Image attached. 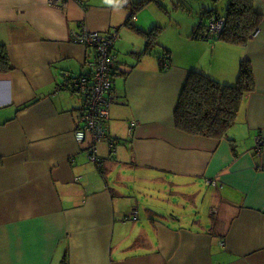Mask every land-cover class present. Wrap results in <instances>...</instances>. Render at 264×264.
<instances>
[{
    "label": "crops",
    "instance_id": "crops-1",
    "mask_svg": "<svg viewBox=\"0 0 264 264\" xmlns=\"http://www.w3.org/2000/svg\"><path fill=\"white\" fill-rule=\"evenodd\" d=\"M134 1L0 0L12 66L0 72V264H264V145L255 146L264 141V0L252 1L263 16L245 44L193 37L202 12L224 16L227 0H171L175 16L168 3L148 2L131 21L163 26L155 51H169L164 71L155 55L132 56L144 46L124 25ZM82 26L117 34L104 128L117 142L114 152L94 142L99 164L87 154L90 135L73 136L84 96L59 86L63 74L89 71L92 49L71 40ZM242 60L255 89L228 131L236 153L227 138L176 128L190 71L231 85ZM165 193L183 197L165 205ZM171 207L178 218L165 215Z\"/></svg>",
    "mask_w": 264,
    "mask_h": 264
},
{
    "label": "trees",
    "instance_id": "trees-1",
    "mask_svg": "<svg viewBox=\"0 0 264 264\" xmlns=\"http://www.w3.org/2000/svg\"><path fill=\"white\" fill-rule=\"evenodd\" d=\"M150 1L152 0H137L124 5L127 8L129 7V14L125 18L124 25L144 37L142 51L140 53H132V56L136 55L138 58L145 54L155 55L158 61L157 67H159L160 71H164L169 67V51L165 48L161 50V53L155 51V47L158 44L156 41L162 32L163 26L153 25L150 29L143 31L131 21L135 13ZM154 1L157 2V0ZM252 1L227 0L223 29L217 39L234 44H245L248 42L254 31L261 24L263 16L260 11L255 9ZM212 14L215 13L207 10L202 12L200 19L193 27V37L208 39L205 27H207ZM5 48L4 45H0V72L12 70ZM239 63L240 68L237 79L231 85L220 83L201 71L191 70L186 77V82L181 89L182 91L173 113L174 126L192 135H201L218 140L228 139V131L235 122L237 111L242 102L241 99H243L245 94L255 89L254 76L249 63L245 60ZM60 83L59 86L66 87L62 80ZM228 140L231 142L232 151L236 153L234 140ZM62 264H65V262Z\"/></svg>",
    "mask_w": 264,
    "mask_h": 264
},
{
    "label": "built area",
    "instance_id": "built-area-1",
    "mask_svg": "<svg viewBox=\"0 0 264 264\" xmlns=\"http://www.w3.org/2000/svg\"><path fill=\"white\" fill-rule=\"evenodd\" d=\"M62 0H48V3L58 5ZM224 16L210 15L207 23L208 39H217L224 25ZM254 34V33H253ZM117 34L114 33H99L86 29L82 26L79 32H71V40L74 43L81 44L92 49L93 60L88 62V72L77 77H72L65 73L61 80L65 83V88L71 91H77L85 98L84 108L81 113V124L73 133L75 142L84 140L86 134L90 135L93 143L87 150L89 159L96 164H99L94 142L107 140L111 152H114L117 141L106 135L105 122L108 119L109 104L113 103L114 98L110 91L112 90V75L114 74L113 67L115 66V54L112 52V47ZM63 79H67L66 81ZM133 122L130 123V126ZM264 145L261 137L256 138L255 146L260 150ZM135 211L131 213L134 214Z\"/></svg>",
    "mask_w": 264,
    "mask_h": 264
},
{
    "label": "rangeland",
    "instance_id": "rangeland-1",
    "mask_svg": "<svg viewBox=\"0 0 264 264\" xmlns=\"http://www.w3.org/2000/svg\"><path fill=\"white\" fill-rule=\"evenodd\" d=\"M166 1V2H165ZM173 2H176L177 0H172ZM160 2H164V3H168L167 4V6H168V9H169V11H172V16H175L176 15V13L178 14V15H181L182 14V12H180V11H175L174 9H171L172 7H173V3L171 2V0H160ZM183 14H185V16H188L187 15V12H184ZM171 16V17H172ZM158 51V50H157ZM119 56V59H120V61L122 62H124V61H127V59L126 58H123L122 57V54H120V55H118ZM123 59V60H122ZM262 140H263V138H261ZM200 186V192H199V195H203V193H205V189H206V187L201 183V185H199ZM171 195V196H170ZM143 197V199H148V206H150V207H152L153 208V210H155V211H158V210H161V208H159V209H156L155 208V205H154V201L155 200H153L154 198H151V200L148 198V196H142ZM183 197V195L181 194H174V193H168V194H164L163 195V199H161V200H159V201H161L163 204H165V205H168V201L166 200V198H168V199H176V198H182ZM177 202V201H176ZM179 202V201H178ZM199 202V201H198ZM171 203H169V205H170ZM164 205V206H165ZM171 205H174V204H171ZM200 205V207H201V204H199ZM188 207H191L190 205H188ZM142 208V207H141ZM177 209H175V208H173V207H171L170 209H168L167 211H164V213H166L165 215L168 217V218H171L173 215L172 214H175V219L176 218H178V215H177ZM195 212V211H194ZM138 213H140V215L141 216H145L144 215V213H143V209H139V212ZM161 213V212H160ZM194 215H192L193 217H198V218H201L199 215H201V216H205V214H206V211L204 210V212L203 213H200L199 214V212L198 213H193ZM186 217V216H185Z\"/></svg>",
    "mask_w": 264,
    "mask_h": 264
}]
</instances>
